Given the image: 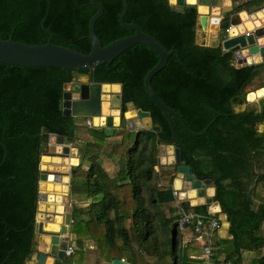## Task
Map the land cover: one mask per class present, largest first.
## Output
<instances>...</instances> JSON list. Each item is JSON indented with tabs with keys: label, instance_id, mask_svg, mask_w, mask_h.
Wrapping results in <instances>:
<instances>
[{
	"label": "trees",
	"instance_id": "1",
	"mask_svg": "<svg viewBox=\"0 0 264 264\" xmlns=\"http://www.w3.org/2000/svg\"><path fill=\"white\" fill-rule=\"evenodd\" d=\"M96 1L103 7L94 25L102 45L134 33L119 20L122 0ZM233 1L237 2L235 12L264 7V0ZM127 2L124 22L136 24L165 50L177 52L153 75L151 86L182 119L171 117L190 153L181 151V163L189 165L196 176L214 180L213 201L229 219V245L238 251L243 247L239 239L247 237L252 249L264 246V132L257 130V124L264 121V109L235 111L248 102V93L264 87V62L258 67L236 66L234 54L223 51L220 44L196 43L194 4ZM96 12L90 0H0V39L43 44L50 37L49 30L52 43L88 53V26ZM158 59L149 47L134 44L92 70L0 63V264H26L37 251L34 220L40 155L50 133L64 136L71 144L76 139L75 117L62 112L63 87L76 75H85L90 82L120 84L121 120L131 102L150 112L152 127L115 129L113 144L103 128H88L92 140L77 146L79 164L72 167L68 195L89 203L78 207L69 202L67 237L74 239L76 249L62 263H80L78 253L88 241L95 245L97 257L108 260L123 258L134 263L162 256L177 260L180 214L172 204L171 186L177 165L174 170H155L159 145L175 142L168 119L144 87V78ZM215 117L205 135L190 133L202 131ZM104 160L116 164V171L111 174ZM164 179L167 185L160 182ZM206 209L207 205H199L189 210L206 213ZM225 259L233 260L232 254ZM260 260L264 264V254Z\"/></svg>",
	"mask_w": 264,
	"mask_h": 264
},
{
	"label": "water",
	"instance_id": "2",
	"mask_svg": "<svg viewBox=\"0 0 264 264\" xmlns=\"http://www.w3.org/2000/svg\"><path fill=\"white\" fill-rule=\"evenodd\" d=\"M215 0H197L199 5H206L209 7L208 14L210 9H213L215 5ZM123 2V10L119 16L120 22L126 27L132 29L134 31L133 34L115 39L107 45H102L100 39L96 35L94 31V25L97 19L101 17L103 14V7L96 0H90V3L97 8V12L91 17L89 21V34L88 40L90 41V51L88 53L78 52L71 48L57 45L51 42L52 33L49 30H46L50 37L43 44H33L29 45L26 43L14 41L11 37L8 39H0V63L15 65L21 67H48V66H56L62 68L69 69H85L92 70L93 68L107 62H111L115 59L119 54L128 49L134 44H143L153 50L159 57L158 62L154 65L146 74L144 78V87L149 95V97L154 101V103L161 110L163 115L168 119L171 133L175 144L169 145L168 147L172 150L173 159L168 162H165V165H177V177L180 178L182 183H186L184 186H181L182 191H180L185 198H187V192L192 190L195 192V198L201 199L191 205H198L202 203L206 204H216L219 207L218 202L213 201V196L215 194V187L213 186V182L211 179H204L200 176H196L195 173L191 171V167L186 164L180 163L181 160V151L187 152L188 155L190 153L186 150L183 143L179 140L175 128L172 121V116L178 118L181 122L182 119L178 116V114L168 107L154 92L151 86V78L157 72H159L167 62L168 57L175 53L176 50H165L162 45L150 34L143 32L136 24L134 23H125L124 15L126 14L128 8L127 0H122ZM175 4L182 6L187 3L186 0H174ZM170 0V3H173ZM258 12L252 14L250 16L248 27L238 28L242 24L239 19L238 14H234L230 17L229 20L224 19L221 21V26L225 27V29L233 26L236 28V34L230 35L227 37H222L223 40L221 42L223 51H231L234 54V58L238 65H252L253 67H258L262 65L261 62L255 61L252 58L253 55L258 54V57L264 58V41H258V38L264 37V18L258 19L255 18ZM209 15L203 14L197 18L201 27L206 30L207 21L210 20ZM68 84V83H67ZM67 84L64 85L63 93H62V112L65 116L71 117H88L91 118L92 121L95 117H101L104 115V133L106 136H111L114 133V117L113 113L105 112L103 109L104 102H109L108 109L109 111L118 110L113 109L115 107H119L121 103V94H112L111 92H104L102 90V85L108 83H100V82H90L87 80L86 82H81V84ZM119 85V84H117ZM71 86V87H70ZM70 87V88H69ZM120 89L121 86L119 85ZM264 89V87H262ZM260 88V89H262ZM259 90V89H258ZM257 91V90H256ZM75 92V96L77 98L73 99V95ZM107 99V100H106ZM258 108L264 109V96L258 98L257 100ZM106 102V103H107ZM127 111L131 112L134 115L131 118L132 121V130L138 131L141 129H149L152 127V120L150 117L149 111H144L139 108H135L133 103H127ZM125 112V113H126ZM124 113V116H125ZM212 119L207 126L200 132L190 131V133L194 136H202L205 135L209 126L214 122ZM148 119L149 124L144 123V121ZM94 124V122H93ZM118 124L125 125L127 124L126 117L124 120H119ZM96 125V124H94ZM51 138L55 144H50ZM66 141L62 135H58L55 133H50L47 138L48 148L40 155V163H39V178H38V186L40 189L41 181H43L48 176V170L42 169V160L44 156L52 157L58 156L60 153H63L61 157H68L69 146L60 147V144L63 141ZM2 145V144H1ZM57 147H60V151H57ZM3 148L6 151V148L3 145ZM62 155V154H61ZM161 155V154H160ZM6 156V152H5ZM74 158L76 161L71 162L69 165L67 176V194L69 191V182L70 175L74 172L72 167L77 166L79 164V157H69ZM64 159V158H63ZM49 165V164H48ZM50 166V165H49ZM175 178V179H176ZM37 186V188H38ZM209 188V190H208ZM210 189L212 193H210ZM66 194V195H67ZM47 195L41 193L37 190V212L35 214V223H34V231H35V240L38 242V238L40 235L48 236V244L49 247L45 252L36 251L32 254L31 259L26 264H61L62 261L66 257L65 250L68 247V241L65 239L70 232V224H71V214L65 211V205H63V211L59 212L56 208L53 211H50L47 207L45 212H41L40 202L45 201ZM43 214V218L40 220L38 217L40 214ZM58 216L61 217L60 223L57 228L50 227L51 224L56 222ZM228 219V218H226ZM48 260V261H47ZM113 264H130L125 260H121L119 258H114L112 261Z\"/></svg>",
	"mask_w": 264,
	"mask_h": 264
},
{
	"label": "crops",
	"instance_id": "3",
	"mask_svg": "<svg viewBox=\"0 0 264 264\" xmlns=\"http://www.w3.org/2000/svg\"><path fill=\"white\" fill-rule=\"evenodd\" d=\"M186 1H187V4H194L195 5V3H196L197 11H198V17L200 15H203V14L209 15L208 17L210 20L207 21L206 30H204L201 27L199 21H197L196 34H195L196 43L209 45V46H216L218 44L221 45V42L223 40L222 37L226 38L228 34H230V35L236 34V28L231 26L229 28V32H228L225 29V27L221 26V21H223L224 19L229 20L232 15L238 14L239 19L242 22V24L240 26H238V28H245V27H247V22H249V20H250V16L252 14H254L256 12H260L264 9V7H263L257 11H252V12H248L245 10L235 12L234 6L237 2H235V4H234L233 0H215L214 1L215 5L213 6V9H210V12L212 11V13L208 14L209 7H207L206 5H199L197 3V0H195L194 2H188V0H186ZM200 8H202V10ZM243 16L245 18H243ZM257 40L258 41H264V37L258 38ZM221 47H222V45H221ZM252 58L255 59V61L261 62L262 64L264 62V58L260 59L258 57V54L253 55ZM233 62L236 64L235 58H234ZM236 66H238V64H236ZM82 81L86 82L87 78L83 77ZM120 90L121 89L119 87L117 91H113L112 93L113 94H119ZM255 103H257V101H255ZM263 122L264 121H262L260 123H263ZM259 126H261V125H259ZM114 130H115V128H114ZM130 131H135V130L131 129ZM168 146L169 145L161 144L158 147L159 164H158V166L155 167V170H157V171H159V170L165 171V169L171 170V168H168V165H167V167H163V165H165L166 161L170 162L173 159V154L168 153V150H169ZM78 156H79V153H78ZM160 167H161V169H159ZM56 169H60V168L56 167ZM160 182L163 185H167L168 180L164 179V180H161ZM65 184L67 185V182ZM171 186H172L173 190L178 192V196L175 197L173 195L174 201L172 204L174 206H176V209H179V214H181L183 211H193V210H189V209L191 207H194V206L207 205L206 211L208 213H214L215 214L214 216L218 217V219L220 220L221 226L214 233V245H213V249H212L213 250V257H212L213 260L219 261V260L225 259V256L228 255V253H231L232 259L237 261L239 264H261L260 259H261V256L264 254V246L257 248V249H252L251 244H250L251 240L247 237H244L241 240L239 239V243H240L239 245L242 244L243 247L241 249H239L238 251L235 250L236 247L234 246V244H232L233 247H231L229 245V240L232 237L228 233L229 219H226V218H228L226 216V214L220 212V207H218V209H213L212 208L213 204H206V203H202V204H198V205L196 204L193 206V205H191V204H193V203H191V199L188 197L185 198L183 196V194L180 192V191H182L181 187L177 188V186H175V179H173ZM208 190H209V188H208ZM68 193H69V191H68ZM198 200H199V202L202 201L200 198ZM255 201L256 202L258 201L257 197L255 198ZM65 202L67 204L69 202H74L78 207H82V206L88 204L89 200H85L79 196H74V195L70 196L67 194L63 197L62 204L65 205L64 204ZM194 212H196V211H194ZM198 213H202V212H198ZM178 218H177V220H178ZM191 233L192 232L190 229L184 230V231H178V238L179 237L181 239L182 238L183 239L188 238V237H190ZM261 233H262V235L264 234V223L261 225ZM48 239H49L48 236H45V235L39 236L38 243L36 244L37 251L45 252L48 249V247H49ZM65 239H67L69 241V244L72 245L74 247V250H75L76 249V243H75L74 239L70 238L69 236L68 237L65 236ZM96 251H97V249H96L95 245L88 241L84 245V249H83V251H81L82 253L81 254L78 253V258H80L81 262L77 263L75 261H70V262H67L66 264H113L112 261L114 258L111 260H108L105 256H102L99 258L96 256ZM202 251H203L202 244L200 242H197V241H194L193 243L187 245L186 247L180 246V248H178L179 257L174 262H176V264H199V262L201 261L202 255H203ZM219 251H223V254H220L219 256H217ZM174 262L172 261V259L170 260V258L168 256H166V257L162 256L161 258H151L149 261L148 260L144 261V263L143 262L140 263V261H135L134 263L129 262V263L130 264H174ZM61 264H63V263H61Z\"/></svg>",
	"mask_w": 264,
	"mask_h": 264
},
{
	"label": "bare ground",
	"instance_id": "4",
	"mask_svg": "<svg viewBox=\"0 0 264 264\" xmlns=\"http://www.w3.org/2000/svg\"><path fill=\"white\" fill-rule=\"evenodd\" d=\"M195 0H188V2H194ZM202 10V8H200ZM243 18H245L243 16ZM255 18L258 19H263L264 18V9L260 12H258L255 16ZM250 25L249 22H247V27ZM119 86L117 84H104L102 85V90L104 92H113L117 91ZM253 97V101L255 102L258 98L264 96V89H259L255 92H250L248 93L247 97ZM103 109L105 112H110L113 113L114 117V123H118V111L117 110H112L109 111V109L106 108V106L103 105ZM131 112H126L125 115L128 117ZM104 115L101 117H95L93 119L94 124L96 125H103L104 124ZM144 123L149 124V120L146 119ZM50 144H55L53 141V138H51ZM60 147H57V151H60ZM170 151V148L169 150ZM42 169L48 170V176L41 181L40 185V191L41 193H44L47 195V198L45 201L40 202V208L39 210L41 212H45L46 207L50 210L53 211L54 208L57 209L58 213L63 211V197L67 194V185L65 184L67 182V172L69 168V164L71 162H75L76 160L74 158H64L62 159L61 157L58 156H44L42 160ZM69 163V164H68ZM50 166H49V165ZM56 167H59L60 169H56ZM175 186L177 188L182 186V181L180 178L175 179ZM210 193L212 190L210 189ZM187 197L191 199V203H195L198 201L197 198H195V192L192 190H189L187 193ZM213 209H218V206L216 204L212 205ZM40 220L43 218V214L41 213L38 217ZM61 217L58 216L56 219V222L54 224H51L50 227H55L57 228L59 223H60Z\"/></svg>",
	"mask_w": 264,
	"mask_h": 264
},
{
	"label": "built area",
	"instance_id": "5",
	"mask_svg": "<svg viewBox=\"0 0 264 264\" xmlns=\"http://www.w3.org/2000/svg\"><path fill=\"white\" fill-rule=\"evenodd\" d=\"M229 32V28L226 29ZM87 125H90V121L87 120ZM174 195L177 196V192L174 191ZM221 223L218 217L210 213H198L194 211H183L177 220L178 231H184L190 229L192 235L188 237L183 244L186 245L190 241H197L202 244V258L199 264H239L235 260H213V245H214V233L220 228ZM74 247L68 245L66 249V255L73 253ZM123 260V258H122Z\"/></svg>",
	"mask_w": 264,
	"mask_h": 264
},
{
	"label": "rangeland",
	"instance_id": "6",
	"mask_svg": "<svg viewBox=\"0 0 264 264\" xmlns=\"http://www.w3.org/2000/svg\"><path fill=\"white\" fill-rule=\"evenodd\" d=\"M170 1V0H169ZM172 2L174 1V0H171ZM173 5L175 4L174 2L172 3ZM187 4V3H186ZM195 5H196V3H195ZM78 75H76V77H77ZM80 77L79 78H85V76H82V75H79ZM257 79V78H256ZM120 85V84H119ZM66 86H68V84L66 85ZM111 94H113L112 92H111ZM247 96H248V94H247ZM246 96V100L247 101H249V102H246L244 105H241L240 107H235V111L236 112H239L240 110H242V109H244L245 107H251V108H255V107H258V104L257 103H255L254 101H253V97L251 96V97H247ZM76 98V97H75ZM75 98H73V99H75ZM107 100V99H106ZM103 102H104V106H106V108L108 109V105H109V102H105V100H103ZM251 102V103H250ZM113 109H118L117 111H118V122H119V120H121V111L119 110V107H115L114 106V108ZM134 114L133 113H130V115L127 117L126 115L124 116V117H126V120H127V124H125V125H122V124H116L115 126H114V128L115 129H118V128H121V127H124L125 129H127V130H131L132 129V121H131V118H132V116H133ZM87 120H89L90 121V125H87ZM122 121V120H121ZM75 123L77 124V129H76V133H75V135H76V139L74 140V142L71 144V143H69L68 142V140L67 141H63V143L62 144H60V147L62 146V147H64V146H69V153H68V157H61V156H63V153H60L59 155H58V157H61L62 159L63 158H69V157H78V148H77V146L78 145H80L81 143H84V142H86V141H91L92 140V137L89 135V133H88V128L89 127H97V128H103L104 126V124L103 125H94L93 124V121H92V119L91 118H88V117H75ZM259 125H261V126H259ZM104 129V128H103ZM257 130L259 131V132H264V122L263 123H258L257 124ZM114 132H115V130H114ZM107 138H108V141H112L111 143L113 144L114 143V141H116L117 140V136H114V133L111 135V136H106ZM131 139H133L132 137H131ZM47 148H48V143H47V146H46ZM106 148H108V147H105V149ZM47 150V149H46ZM168 153H172V150L170 149V151H168ZM62 154V155H61ZM100 162H101V160H100ZM104 163H105V167L106 168H108V171L112 174V172L113 171H116V167H115V165L116 164H114L112 161L111 162H109V161H103ZM101 164H102V162H101ZM163 167H167V165H163ZM168 168H172V167H170V165L168 166ZM70 169L71 168H69V173H70ZM159 169H161V167L159 168ZM40 172V171H39ZM162 178H164V177H162ZM186 183H183V186L185 185ZM69 185V184H68ZM258 187H260V185L258 186ZM38 191L40 192V189H39V186H38ZM259 195L261 196L262 195V192H259ZM70 206V204L68 203H65V211L66 212H68V207ZM67 207V208H66ZM179 240H180V243L184 240L183 238L181 239L180 237H179ZM194 241H190V244L191 243H193ZM144 261H146V260H142L140 263H144Z\"/></svg>",
	"mask_w": 264,
	"mask_h": 264
},
{
	"label": "flooded vegetation",
	"instance_id": "7",
	"mask_svg": "<svg viewBox=\"0 0 264 264\" xmlns=\"http://www.w3.org/2000/svg\"><path fill=\"white\" fill-rule=\"evenodd\" d=\"M82 76H85V75H82ZM80 76L78 75L75 79H73L71 82H69L68 84H70V83H72V84H75V85H80L81 84V82H83L82 81V79L81 78H79ZM85 78H87V80H88V77L87 76H85ZM71 87V86H70ZM69 87V88H70ZM76 94H75V92H74V95H73V98H75L76 96H75ZM77 98V97H76ZM120 107H121V103H120V106H119V110H120ZM181 157V156H180ZM180 163H181V160H180ZM169 166V165H168ZM170 167H172L171 168V170H174L175 169V165H170ZM176 173H177V171H176ZM177 177V174L175 175V178ZM212 180V182L214 181L213 179H211Z\"/></svg>",
	"mask_w": 264,
	"mask_h": 264
},
{
	"label": "clouds",
	"instance_id": "8",
	"mask_svg": "<svg viewBox=\"0 0 264 264\" xmlns=\"http://www.w3.org/2000/svg\"><path fill=\"white\" fill-rule=\"evenodd\" d=\"M237 64V63H236ZM173 145V144H172ZM177 174V173H176ZM174 179H175V177H174ZM182 186H183V184H182ZM173 190V189H172ZM174 191L175 190H173V195H174ZM177 192V191H176ZM175 196V195H174ZM177 196H178V192H177ZM176 197V196H175ZM206 213H208L207 211H206ZM210 214H213V215H215L214 213H210ZM178 230V229H177ZM192 235V233L190 234V236ZM187 238H185L184 240H183V242L186 240ZM67 240V239H66ZM68 241V240H67ZM183 242H181L180 243V245H181V247H186L187 245H189L190 243H188V244H186V245H184L183 244ZM68 245H70L69 244V241H68ZM66 251V250H65ZM66 253V252H65ZM121 260H122V258H121ZM124 260V259H123Z\"/></svg>",
	"mask_w": 264,
	"mask_h": 264
}]
</instances>
